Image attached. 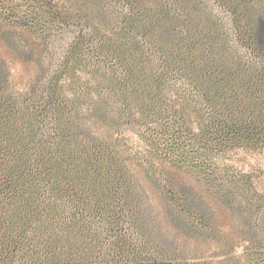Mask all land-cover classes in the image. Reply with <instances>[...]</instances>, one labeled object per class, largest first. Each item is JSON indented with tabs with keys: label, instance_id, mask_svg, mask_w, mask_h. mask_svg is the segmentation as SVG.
Wrapping results in <instances>:
<instances>
[{
	"label": "trees",
	"instance_id": "16d2710c",
	"mask_svg": "<svg viewBox=\"0 0 264 264\" xmlns=\"http://www.w3.org/2000/svg\"><path fill=\"white\" fill-rule=\"evenodd\" d=\"M94 5L56 13L42 1L77 34L30 88L0 57V264H215L177 245L213 226L187 197L170 199L158 160L244 201L256 217L246 256L264 264V0ZM239 153L259 169H225Z\"/></svg>",
	"mask_w": 264,
	"mask_h": 264
},
{
	"label": "rangeland",
	"instance_id": "374dc122",
	"mask_svg": "<svg viewBox=\"0 0 264 264\" xmlns=\"http://www.w3.org/2000/svg\"><path fill=\"white\" fill-rule=\"evenodd\" d=\"M42 1L0 0V57L9 68L12 83L18 90L34 85L42 65L56 64L77 34L74 27L62 29L58 20L46 18ZM49 1L56 13L75 9L93 10L95 7L94 0ZM100 28L105 30L103 23H100ZM10 43L19 46L22 52L30 53L33 60L21 61ZM81 115L87 114L81 110ZM129 136L132 144L141 148L138 137L133 133ZM257 159L256 155L239 153L232 159H226L225 169L230 172H256L259 169ZM156 166L159 173H166L170 178V199L187 197L211 219L212 231L200 230L194 238L178 236L176 243L186 255L210 259L215 264H258L246 256L251 247V224L256 217H252L244 201L226 203L196 167L174 165L163 160H158ZM254 186L258 193H263L264 178H255ZM154 194L158 206L161 203L157 192ZM169 227L172 232L174 227L171 223Z\"/></svg>",
	"mask_w": 264,
	"mask_h": 264
}]
</instances>
